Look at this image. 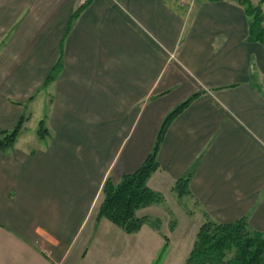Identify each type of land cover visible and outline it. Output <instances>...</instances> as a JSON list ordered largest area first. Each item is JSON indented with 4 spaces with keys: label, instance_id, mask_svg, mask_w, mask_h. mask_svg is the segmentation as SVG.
I'll return each mask as SVG.
<instances>
[{
    "label": "crops",
    "instance_id": "0c3cea01",
    "mask_svg": "<svg viewBox=\"0 0 264 264\" xmlns=\"http://www.w3.org/2000/svg\"><path fill=\"white\" fill-rule=\"evenodd\" d=\"M79 3L0 0V130L48 100L41 143L20 147L21 128L0 152V264H61L74 248L81 260H136L147 224L128 234L97 220L102 186L137 170L165 116L197 92L167 127L147 185L164 193L190 172L186 197L205 218L245 217L264 232V45L243 7L92 0L68 28ZM102 232L120 246L105 248Z\"/></svg>",
    "mask_w": 264,
    "mask_h": 264
},
{
    "label": "trees",
    "instance_id": "16d2710c",
    "mask_svg": "<svg viewBox=\"0 0 264 264\" xmlns=\"http://www.w3.org/2000/svg\"><path fill=\"white\" fill-rule=\"evenodd\" d=\"M237 1L251 20L249 37L254 36L256 41L264 45V27H261V24L264 23V12H262L261 6L252 4L250 0ZM91 2L92 0H85L73 11L68 28ZM61 60L62 46L46 83H49L53 79L54 72L60 69ZM200 94L201 92L192 94L165 116L152 150L137 170L123 175L116 184L108 178L105 180L102 186L103 199L98 209L97 220L106 218L128 234L136 233L143 225L150 223L147 216H136V211L163 201L162 196L147 185V180L159 169L157 153L160 144L171 121ZM23 121L21 116L12 129L0 130V152H5L14 146ZM47 133L44 120H40L37 136L43 139ZM190 175L188 172L176 179L174 190L177 196L182 197L190 193L188 188ZM167 243L166 241L162 246L158 258L164 252ZM185 264H264V232L252 229L245 217L230 223L207 220L199 227L193 248Z\"/></svg>",
    "mask_w": 264,
    "mask_h": 264
},
{
    "label": "rangeland",
    "instance_id": "374dc122",
    "mask_svg": "<svg viewBox=\"0 0 264 264\" xmlns=\"http://www.w3.org/2000/svg\"><path fill=\"white\" fill-rule=\"evenodd\" d=\"M84 2L85 0H80L79 5ZM47 104L48 100L43 103V106L33 107L32 110H30L31 107L29 109L25 106L21 108L22 111L19 118L22 116L24 121L18 140L20 147L31 148L41 143L37 139L36 133L39 128V121L45 120L48 108ZM174 184L172 187L167 186L168 188L164 190V193L158 192L162 196V202L151 204L152 207L150 209H145L141 212L142 215L138 216H147L150 223L144 226L138 235L141 237V249L137 250L138 253L140 251V254L136 257V260H131V264H134V262H136L135 264H185L193 248L199 227L205 221L210 220L209 218H205L203 212L186 197L187 195L182 197L177 196ZM112 226L118 232H122L121 228L116 225ZM100 236L109 235L102 232ZM109 237L111 240H104L102 245L110 250H113L112 248L114 247L118 248L120 246L118 238H115L114 235H110ZM165 239L168 242L167 247L160 258H158L162 246L166 243ZM77 246L79 247V243ZM77 255V251L74 248V251L63 259L61 264H111L112 262L108 259L98 260L91 257L81 260ZM113 261L115 264L130 263V260L123 261L116 259Z\"/></svg>",
    "mask_w": 264,
    "mask_h": 264
}]
</instances>
